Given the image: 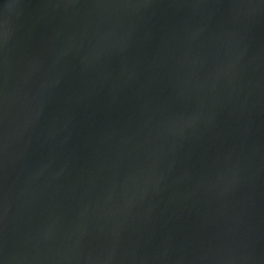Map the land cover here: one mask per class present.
I'll return each mask as SVG.
<instances>
[{
  "label": "water",
  "instance_id": "water-1",
  "mask_svg": "<svg viewBox=\"0 0 264 264\" xmlns=\"http://www.w3.org/2000/svg\"><path fill=\"white\" fill-rule=\"evenodd\" d=\"M0 264H264V0H0Z\"/></svg>",
  "mask_w": 264,
  "mask_h": 264
}]
</instances>
